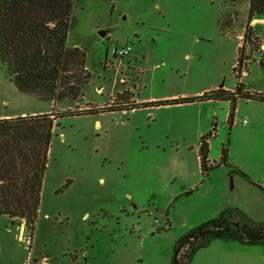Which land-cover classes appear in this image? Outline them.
<instances>
[{"label":"rangeland","instance_id":"rangeland-1","mask_svg":"<svg viewBox=\"0 0 264 264\" xmlns=\"http://www.w3.org/2000/svg\"><path fill=\"white\" fill-rule=\"evenodd\" d=\"M73 3L66 47H76L85 52L86 67L91 77L82 89L84 99L62 100L53 104L33 95L22 94L12 84L0 63V116L46 110L54 111L55 115L67 110L74 112L91 104L113 102L117 92H123L124 89L130 90L133 97L139 99L173 95L193 90L199 84L198 77L207 74L217 77L218 83H214L217 86L231 87L235 83L231 69L219 79L222 67L216 65L215 61L219 56L216 41L219 36L216 39L206 36L217 35L219 31L226 32V36L237 42L235 35L246 25L247 0H114L113 8L108 0H74ZM103 31L106 36L100 37L98 33ZM257 34L264 35L260 29ZM191 37L199 40V44L192 45ZM127 42L132 54L130 52L131 55L121 60L113 58L111 50L115 45L121 47ZM185 54L189 55L188 58L184 57ZM252 65L253 70L260 69L256 63ZM255 76L251 74L244 81L252 85L256 81ZM122 78L125 79L124 86L120 83ZM223 114L225 109L223 113L218 112L219 126ZM130 116L127 113L104 112L99 115H68L56 120L58 126L54 128L50 140L40 206L32 236L27 228L20 227L17 222L12 227L13 235L18 236L15 245L20 260L27 259L28 264H44L41 259L46 258L50 251L58 250L53 246V240L59 237L64 228L62 224L65 223L70 229L77 228L76 232H80L79 228L82 227L83 234H89L91 239L82 242L83 253L90 250L94 239L101 233L106 239L103 243L102 240L95 242L93 248L99 250L100 254L106 252L108 239L114 235L118 237L117 230L124 232V224L128 226V223L134 222V218L126 222L121 218L116 225V220L106 213L114 208L115 202L108 177L110 174L123 175V166L118 158L125 155L131 160L140 156L148 163L146 166L140 164L142 169L146 168L143 169L145 176L140 177L135 184L144 192L135 200L154 202L158 206V211L153 212L148 211L149 204L146 205L145 213L138 219L141 236H145L147 241L145 257L148 262L158 263L154 257L160 254V260L168 264L169 258L174 255L173 249L170 251L171 243L167 242L170 237L179 236L178 240L189 230L232 211L229 206L233 195H226L229 174L220 163V147L209 149V159L218 167L208 172L206 182L208 184L210 180H215L216 185L205 197L192 192L180 199L172 211L174 228L169 230L165 225L167 207L160 203H165L168 196L178 189L182 182L178 178V175H183L182 165L197 158V145H167L164 149H156L142 141L133 142L134 137L139 138L138 133H134V137H127L126 133L118 136L119 128H127L126 124L121 123L130 119ZM96 120L101 121V129L96 127ZM152 120L153 117H150L146 122L150 124ZM149 124L146 123L145 127ZM104 130L105 133H102ZM229 134L225 123L219 130V138L227 141ZM101 179L103 182H100ZM207 184L199 191L202 192ZM155 186L159 188L154 190L155 197H151V190ZM84 213L87 215L80 220ZM148 221L154 230L152 234L156 235L153 238L157 240H151L152 235L147 230ZM157 222V226L161 227L159 231L155 230ZM112 227L116 231H111ZM121 246L120 251H124L125 248ZM165 257L167 261H164ZM59 258L50 264H79L77 259L71 261Z\"/></svg>","mask_w":264,"mask_h":264},{"label":"crops","instance_id":"crops-1","mask_svg":"<svg viewBox=\"0 0 264 264\" xmlns=\"http://www.w3.org/2000/svg\"><path fill=\"white\" fill-rule=\"evenodd\" d=\"M263 23V19H253L249 23V27L254 32V37L258 39V44L255 45L256 47L253 50L248 46L245 47L246 54L251 56V59L248 61V64H246L245 70L241 73V77L245 79H240L239 82L244 86L246 91L264 94V66H259V52H264V35L257 34L258 29L264 33ZM246 26L247 17L246 25L235 35L237 42H235L233 38L226 36L228 34L226 32L219 31L217 35L211 37L206 36L208 39H216V37L219 36V40H216L219 46V56L215 60L216 65L222 67L219 79L227 75L230 69L232 71L235 63L234 57H236L238 49L242 46V38ZM190 43L192 45H197L199 44V40H194V37H191ZM126 44L129 43L127 42L125 45ZM188 56L189 55L186 54L184 55L185 58H188ZM253 63H256L260 69L253 70ZM115 73L117 72L115 71ZM251 74H256V81L252 82V85L244 81L249 78ZM116 76L118 75L116 74ZM198 80L199 84L193 90L189 89L167 96H148L139 99L133 97L134 95L130 90L124 89L123 91L132 93V97L127 100L128 104L138 105L197 97L211 90H215L220 86H222L225 91L233 92L237 83L235 81L231 87H224L223 85L217 86V84L214 83H218V80L213 74L200 75ZM120 83L124 86L125 79L122 78ZM121 92L117 93L119 94ZM83 99L82 96L81 100ZM110 99L111 97H109V100ZM103 103L104 102H100V104L97 103L93 106H91L92 104L89 105L94 108H103L109 106L112 102H108L107 104ZM224 109L225 114H223L219 126V124H217L218 112L223 113ZM50 112V110H46L37 112L32 111L28 114L21 113L19 115L5 114L0 116V119L50 114ZM104 112H97L94 114L99 115ZM118 112L131 115L130 119L121 123L126 124L127 128H119L117 130L118 136L119 134L126 133V135H128L127 137H134V133H138L139 138L134 137L135 140H133V142L137 143L138 141H142L145 145H151V147L156 149H164L167 145L168 147L173 145H180L183 147H187L188 145L192 147L193 144L197 145V158H192L189 164L185 166L181 164L184 170L183 175H178V178L182 181L178 189L168 196L165 203H160L167 207L165 225L169 230L174 228L175 222L172 218V211L179 204L180 199L185 198L184 196H188L192 192L201 194L205 197L216 185L215 180H210L207 184V177L203 178L197 154L200 137L212 131L214 136L209 140V149L215 150L220 147L221 152L222 148H226V160L225 164H223L224 168L228 170L227 174H229V187L226 195H233L229 209L239 212L250 221H256L264 225V103L250 100H238L232 114L231 123H228L229 103L220 101H196L186 104L151 105L138 107L133 113H130L129 110L113 111L112 113ZM150 117H153V120L152 123L149 124L146 122V119ZM243 120H246V124L244 125L242 124ZM146 123L149 124L147 128L145 127ZM225 123L230 133L227 141L225 138H219V130ZM95 125L98 129L102 128L100 120H96ZM102 133H105V130ZM130 141V144H132V140ZM142 148L144 147L142 146ZM118 159L123 166V175L120 173L110 174L108 177V184L111 189L110 192L115 202L114 208L106 213L109 214L110 218L116 220V225L121 218L124 222L134 218V222L128 223V226L124 224L125 229L124 232L121 233L118 230L116 231L114 227L110 229L111 231H116V235L119 234V236L115 238L114 235L108 239V248L106 252H102L103 254H100L99 250H94L93 247L95 242L99 243L100 240H102L101 243L104 242L106 239L104 234H98L100 236L94 239L95 241L89 248L90 250L83 253L81 250L82 242L83 240L89 241L91 239L88 236L89 234L85 233L84 235L82 227L79 228V230H81L80 232H76L77 228L70 229L67 223L62 224L65 229L63 228V230L60 231L59 237L53 240V246L55 248L57 247L58 250L53 252L50 251L46 258H42L41 260L44 261V264H50L58 259V257L71 261L77 259L78 261L76 262H79V264H153L146 260L145 251L147 241L145 236H141L138 219L145 213L146 205L149 204V208L147 209L153 212L158 211V206L154 202L135 200L141 192H144L140 186L135 184V182L140 180V177L145 176V170L143 169L146 168L142 169L140 164L143 163V166H146L148 163L140 156L133 160L129 159L127 155L123 158L119 157ZM209 162L210 164H215L210 159ZM100 182H103V179H101ZM206 184L207 187L200 192L199 189L204 188ZM156 188H159V186L152 188L151 197H155L154 190H156ZM142 206H145V208H142ZM86 215L87 214L84 213L80 220ZM15 222H17L20 227L25 228L20 222L0 215V264H28L26 262L27 259L20 260L17 255L18 251L15 244H17L18 236L16 234L13 235L12 229ZM157 225L158 222L156 223L155 230L158 229L157 231H159L161 227ZM116 228L118 229L117 226ZM126 228H128V230ZM147 230L152 235L151 240H157L153 238L156 235L152 234L154 230L149 221ZM161 230H164V228ZM160 233L161 232H158V234ZM178 237L173 236L167 240V242L171 243L170 251H172L175 240ZM161 241L166 242L164 239ZM119 243L122 244V246L119 245ZM117 245L118 247H116ZM119 246L125 248V250L120 251ZM165 260L167 261V257L164 258V261ZM171 260L172 257L169 258L168 264H171ZM154 261H159L155 264H164V262L160 260V254L154 257ZM34 263H36L35 260ZM190 264H264V246L259 244H243L236 240H213L194 254Z\"/></svg>","mask_w":264,"mask_h":264},{"label":"trees","instance_id":"trees-1","mask_svg":"<svg viewBox=\"0 0 264 264\" xmlns=\"http://www.w3.org/2000/svg\"><path fill=\"white\" fill-rule=\"evenodd\" d=\"M74 0H0V63L12 84L22 94L33 95L57 104L62 100L82 98V89L89 82L85 52L66 47L68 30L72 24ZM113 8L114 0H108ZM253 19L264 20V0H248L247 26L241 48L232 68L236 83L233 92L220 86L200 96L184 99L128 104L132 93H117L113 102L103 108L88 107L74 112L0 119V215L20 222L34 231L47 154L56 120L68 115L113 112L151 105L186 104L196 101L229 103L228 123L238 100L264 103V94L246 91L239 82L241 73L258 44L249 27ZM264 27V23H263ZM259 66H264V52H259ZM209 133L200 137L197 154L203 178L218 165L209 162ZM226 148L220 152L225 164ZM69 181L66 183L68 185ZM65 186V185H64ZM187 194V193H186ZM185 194V195H186ZM172 207V206H171ZM30 238V236H29ZM213 240H236L243 244L264 246V225L251 222L239 212L224 215L189 230L176 240L171 264H190L194 254Z\"/></svg>","mask_w":264,"mask_h":264},{"label":"built area","instance_id":"built-area-1","mask_svg":"<svg viewBox=\"0 0 264 264\" xmlns=\"http://www.w3.org/2000/svg\"><path fill=\"white\" fill-rule=\"evenodd\" d=\"M131 52V47L126 44L123 46H115L112 50H111V54L114 58H118L119 60L123 59L124 57L128 56ZM135 111L134 108L130 109L129 112L133 113ZM242 124H246V120L242 121ZM210 138H212L214 136L213 131L209 133Z\"/></svg>","mask_w":264,"mask_h":264},{"label":"water","instance_id":"water-1","mask_svg":"<svg viewBox=\"0 0 264 264\" xmlns=\"http://www.w3.org/2000/svg\"><path fill=\"white\" fill-rule=\"evenodd\" d=\"M98 35H99L100 37H105V36H106V32H104V31H103V32H99Z\"/></svg>","mask_w":264,"mask_h":264}]
</instances>
